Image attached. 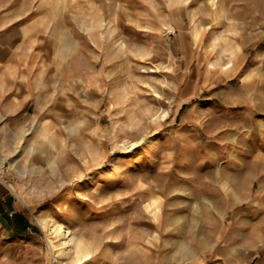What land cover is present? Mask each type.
I'll use <instances>...</instances> for the list:
<instances>
[{
	"label": "rangeland",
	"instance_id": "obj_1",
	"mask_svg": "<svg viewBox=\"0 0 264 264\" xmlns=\"http://www.w3.org/2000/svg\"><path fill=\"white\" fill-rule=\"evenodd\" d=\"M30 11L33 39L0 36L47 53L32 121L0 119V264H219L233 225L260 229L210 152L264 70V0H0Z\"/></svg>",
	"mask_w": 264,
	"mask_h": 264
},
{
	"label": "crops",
	"instance_id": "obj_2",
	"mask_svg": "<svg viewBox=\"0 0 264 264\" xmlns=\"http://www.w3.org/2000/svg\"><path fill=\"white\" fill-rule=\"evenodd\" d=\"M39 19L31 11L24 15L2 17L0 23L6 26L0 28V36L7 38L9 35L12 40L33 39V32L40 31L39 26L33 28ZM11 25L15 27L11 28ZM33 46L0 48V119L8 121V125L15 123L18 128L32 121L31 114L35 113L40 97L38 89L44 83L47 63L43 57L47 53ZM36 56L40 58L35 59ZM247 77V83L253 86L248 95L234 96L229 94V89L226 91L227 96L238 105L232 115L218 119H223L219 127L222 131L218 132L220 147L210 152V157L217 158L219 163L217 173L221 197L236 203L243 200L264 201V70H257L252 64L236 82L240 84L229 88L239 90ZM256 183L260 188L255 191ZM255 211L264 215V207ZM250 221L248 226L245 222L233 225V233L226 237L225 244L233 251L227 255L220 250L219 256L223 261L219 264H238L256 256L264 264V219L258 230ZM244 231L249 234L246 235ZM244 237L249 238L247 242L242 241ZM242 252L245 254L242 255ZM253 262L251 259L249 264H256Z\"/></svg>",
	"mask_w": 264,
	"mask_h": 264
},
{
	"label": "bare ground",
	"instance_id": "obj_3",
	"mask_svg": "<svg viewBox=\"0 0 264 264\" xmlns=\"http://www.w3.org/2000/svg\"><path fill=\"white\" fill-rule=\"evenodd\" d=\"M185 37V36H184ZM182 39H183V37H182ZM252 83H247V82H245V83H243L242 84V87L240 88V94L242 95V96H246V95H248V91H250V89H252ZM264 90V89H263ZM78 251L80 252V253H82V257H85L86 259H88L89 258V251L88 250H86V248L84 247V246H80V247H78Z\"/></svg>",
	"mask_w": 264,
	"mask_h": 264
},
{
	"label": "trees",
	"instance_id": "obj_4",
	"mask_svg": "<svg viewBox=\"0 0 264 264\" xmlns=\"http://www.w3.org/2000/svg\"><path fill=\"white\" fill-rule=\"evenodd\" d=\"M6 219L8 220V222L10 223V224H12V221H11V218H9L8 216H6ZM25 225V224H24ZM26 230V229H25Z\"/></svg>",
	"mask_w": 264,
	"mask_h": 264
}]
</instances>
